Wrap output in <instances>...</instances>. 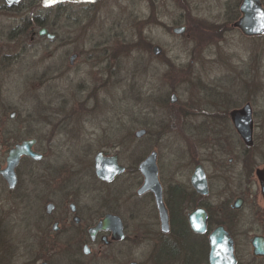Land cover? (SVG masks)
<instances>
[{
    "label": "rangeland",
    "instance_id": "obj_1",
    "mask_svg": "<svg viewBox=\"0 0 264 264\" xmlns=\"http://www.w3.org/2000/svg\"><path fill=\"white\" fill-rule=\"evenodd\" d=\"M46 1L6 8L0 0L1 166L9 141L34 138L38 151L51 147L44 148L48 156L42 163H20L24 191L39 193V167L53 166L54 175L67 168L74 182L96 195L102 189L93 158L104 146L129 168L151 148L157 150L168 181L187 177L197 157L208 175H215L209 201L215 219L234 238L238 264H264L249 243L253 234L264 235V197L255 173L264 169V37L248 38L231 27L242 0ZM34 18L45 21L56 37L30 40L31 30L22 29L24 19ZM176 25H185L186 32L174 34ZM154 45L161 47L158 55ZM73 53L77 57L70 64ZM172 93L175 103L169 101ZM246 103L253 115L250 144L230 115ZM140 129L146 133L138 139ZM212 156L224 163L217 165L219 175ZM121 178L128 186L125 197L134 193L131 173ZM239 193L245 202L228 215L227 205ZM148 202L139 204L141 223L149 222ZM21 209L39 210V198H17L0 176V225L19 218ZM150 247L141 243L133 256L124 255L125 264L130 259L153 264ZM109 251L108 262L93 264H122L117 253L112 256L115 250ZM6 255L0 238V264H6Z\"/></svg>",
    "mask_w": 264,
    "mask_h": 264
},
{
    "label": "flooded vegetation",
    "instance_id": "obj_2",
    "mask_svg": "<svg viewBox=\"0 0 264 264\" xmlns=\"http://www.w3.org/2000/svg\"><path fill=\"white\" fill-rule=\"evenodd\" d=\"M152 1L150 0L151 5H153ZM21 3L23 1L12 6H7L5 3L4 5L6 8H11ZM238 12L237 17L235 15L231 17L233 19L231 27L234 29H238L234 26V22L241 15L240 10ZM29 29L31 30L30 40H33L34 35L39 36V29L35 31L34 26H30ZM186 30L187 27L185 26L184 32ZM244 36L248 38L264 37V32L259 35ZM234 110L236 109L231 110V112ZM142 136L135 137L139 139ZM24 139L17 138L13 143L9 141L7 153L16 143ZM35 140L32 149L41 154L39 160L27 156L20 158L15 170L17 180L14 188H8L3 180L8 191L11 194L14 193L17 198L21 200L39 198V210L21 209L22 214L18 215L19 218L13 217L9 223L5 221V225H0L3 227V231L5 229V232L2 231L0 234V238L6 248V264H93L95 261L108 262V258H111L109 250H115L112 252V256L114 257L117 253L121 263L125 264L124 255L133 256L135 249L141 243H148L151 246L149 256L153 264H187L188 259H191V264H210V233L218 225H223L230 233L223 221L215 219L214 208L212 202L209 201L210 180L212 181L215 175L213 177L208 175L204 164L200 160H196L197 157L192 161L193 166L187 177L178 174V178L175 177L173 181H168L166 180L167 177L164 176L166 170L162 172L158 166L157 150L151 148L149 154L156 153L157 181L161 188L162 206L167 215L166 221H162L154 189L139 193V189L144 183V176L140 170V163L143 159L135 167L129 168L122 164L119 155L112 152L107 146L102 147L103 149L99 151L105 153L104 157L115 155L123 170L109 180L100 179L95 175L93 158V174L101 186L100 193L91 195L90 192H87L88 190L71 179L73 174L67 168L58 170L59 174L54 175L53 166L39 167V193L24 191L20 186L22 180L20 171H18L20 163L23 160L42 163L44 158L48 156L44 148L50 149L51 147L46 144L43 150L39 149L38 151L36 149L38 141ZM39 143H42L41 140ZM194 156L191 155V157ZM212 159L214 160L213 165H216L214 171L216 175H219L217 172L219 166L217 167V165L224 163L219 160L221 158L216 159L212 156ZM231 161L230 158L228 162ZM197 166H201L205 173L206 192H201L194 186L193 174ZM221 169L222 171L227 170L226 167ZM257 170L255 173L258 178ZM128 173H131L135 182L137 181V186L134 193L125 197L128 186L120 180L123 175ZM246 174L248 176L246 178L251 176V172ZM60 176H62V180L59 181ZM258 184L262 194L259 178ZM18 190L22 192H17ZM144 199H148L150 206L149 213L145 216L148 217L149 222L147 224L141 223L139 220L143 211L139 204ZM238 199L241 200V206L237 209L233 207V204ZM244 202V194L239 193L234 196L232 202L227 205L226 212L228 215L240 210ZM49 205L50 208H48ZM196 212L200 216L205 213L206 229L204 232H196L191 227L190 216ZM126 264H138V262L130 259ZM236 264H238V259Z\"/></svg>",
    "mask_w": 264,
    "mask_h": 264
},
{
    "label": "water",
    "instance_id": "obj_3",
    "mask_svg": "<svg viewBox=\"0 0 264 264\" xmlns=\"http://www.w3.org/2000/svg\"><path fill=\"white\" fill-rule=\"evenodd\" d=\"M7 6H12L22 2L23 0H3ZM241 12L240 17L234 22V26L237 27L244 35H259L264 32V6L261 0H242L239 5ZM185 31V26H175L172 32L176 35H181ZM38 34L45 36L52 40L55 38V34L48 31L47 28L39 29ZM152 52L158 55L161 52V47L154 45ZM77 57L76 53H73L69 57V63L72 64ZM169 101L175 103L177 96L172 93ZM10 118L15 117V112L9 114ZM231 121L237 131L238 135L244 143L250 144L252 141L253 133V115L252 108L249 103H246L240 109H236L231 112ZM145 134L144 129H140L135 132V136L140 137ZM36 140L34 138L24 139L19 143H16L7 153L5 158V165L2 167L0 164V176L6 182L8 188L12 189L16 184V167L22 156L30 157L34 160H39L41 154L32 149ZM105 153L99 151L94 156V171L95 175L100 179H111L117 173L123 170V167L118 164L115 155L110 157H104ZM156 153L152 152L148 154L140 163V170L144 176V183L139 189V193H142L149 189H154L156 194L157 203H159L160 214L162 221H166L167 215L164 211L161 201V188L157 181V168L155 165ZM264 169H258L257 174L261 186V192L264 195ZM205 173L201 166L195 168L193 174V183L201 192H206V180ZM241 200L238 199L233 204L234 208H240ZM51 206L49 205L48 208ZM205 213L199 215L198 212L190 216L191 227L196 232H204L206 229ZM250 244L252 246V254L255 257H264V235L253 234L250 236ZM209 262L210 264H236L237 257L234 252V240L230 233L225 229L223 225L216 226L209 235Z\"/></svg>",
    "mask_w": 264,
    "mask_h": 264
},
{
    "label": "trees",
    "instance_id": "obj_4",
    "mask_svg": "<svg viewBox=\"0 0 264 264\" xmlns=\"http://www.w3.org/2000/svg\"><path fill=\"white\" fill-rule=\"evenodd\" d=\"M45 2H47L46 0H43ZM35 20L33 21V23H31L29 20H25L24 19V24H23V29H22V32L26 31L30 26H32L33 24H36L39 28H42V27H46L47 24L45 21H42V20H38L37 18H34ZM196 28V27H194ZM216 34V33H215ZM211 35H214V34H211ZM216 117V116H215ZM216 119V118H215ZM213 119L212 117V120H215Z\"/></svg>",
    "mask_w": 264,
    "mask_h": 264
}]
</instances>
